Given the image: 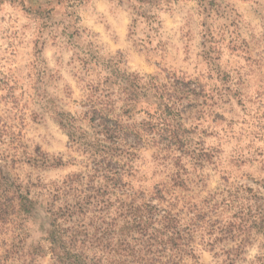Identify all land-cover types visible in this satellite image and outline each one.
I'll use <instances>...</instances> for the list:
<instances>
[{"label":"rangeland","instance_id":"1","mask_svg":"<svg viewBox=\"0 0 264 264\" xmlns=\"http://www.w3.org/2000/svg\"><path fill=\"white\" fill-rule=\"evenodd\" d=\"M88 2L0 0V38L5 34L19 36L20 30L35 25L41 36L49 33L45 43L51 41L55 46L59 42L66 51L74 50L69 64L75 70L74 93L71 86H61V77L47 67L25 73L22 79L31 81L26 87L5 63L9 59L5 53L14 47L12 41L7 48L0 45V248L11 245L14 252L30 256L32 264L49 253L54 264H72L76 255L88 264H130L133 253L141 254L148 264H167L172 256L163 245L168 230L160 221L168 212L176 217L174 225L180 231L178 252L199 240L217 264H238L244 246L264 236V178L246 172V181L239 183L228 169L217 174L213 168L205 174V167L215 165V151H205L204 138L214 133L199 124L187 126L204 120L210 103L213 108L224 107L235 100L240 112L248 115L242 89L233 92L230 83L252 60L246 55L248 42L229 40L225 57L216 48L222 41L213 34L217 26L212 11L218 17L226 15L225 0H197L208 15L199 25L200 58L210 63L215 59L226 61L222 68L216 65L215 69L219 73L215 79L227 85L217 93L222 104L211 95L215 91L209 84L212 75L205 80L182 69L162 68L163 79L159 73H148L147 82L142 83L144 76L139 70L158 69L159 62L141 61L139 57L128 62L126 53L119 50L103 57L100 48L91 43L82 45L88 29L81 25L83 18L75 9ZM118 3L133 7L148 26L141 40L135 42L138 50L155 52L150 46L154 44L153 32L158 30L151 28L155 17L149 12L160 0H140L146 6L144 10L135 9L131 0ZM231 27L239 28L236 20L231 21ZM32 45L39 53L40 38ZM10 55L15 57L17 52ZM237 83L244 85V77ZM225 95L231 99H225ZM262 96L264 92L257 93V99ZM6 104L12 106L7 113ZM235 111L229 107L225 108L228 115L209 113L212 125L247 123L236 119L239 113L229 120ZM141 112L146 116L141 117ZM101 120L111 130L117 123L122 131L105 135ZM61 122L68 126L63 127ZM41 128L45 133L37 140L31 133L38 134ZM67 148L85 158L80 160L83 170H73L75 165L64 163L68 154L59 150ZM145 148L156 149L154 161H167L170 169L168 175L154 172L155 182L142 185L131 161ZM257 156H264V152L257 150L251 158H234L233 163L237 167L254 164ZM75 162L76 157L70 156L68 163ZM193 169L201 174H190ZM259 170L264 172V163ZM45 173L62 182L49 180L45 184ZM130 206L147 210V225L141 226V231L133 224ZM29 221L40 224L36 237L28 229ZM74 235L79 248L69 243Z\"/></svg>","mask_w":264,"mask_h":264},{"label":"clouds","instance_id":"2","mask_svg":"<svg viewBox=\"0 0 264 264\" xmlns=\"http://www.w3.org/2000/svg\"><path fill=\"white\" fill-rule=\"evenodd\" d=\"M131 4L135 6V9L144 10L146 8L140 3V0H131ZM63 7L66 8L67 5ZM59 11L63 12V9ZM75 11L83 18L81 25L88 29V32L85 33L86 39L80 42L82 45L93 44L101 49L100 55L103 57L115 54L119 50L126 53L128 62L136 57H139L141 61L150 59L154 64L159 62L161 67L158 69L141 68L139 70L144 76L142 83L147 82L148 76L145 74L148 73H159L163 79L162 68H169L177 72L182 69L192 76H201L205 80L208 75H212L214 79L209 84L210 87L215 88V91L211 95L215 96L221 104L223 103L217 93L223 92L227 85H220L219 81L215 79L219 74L215 69L216 65L222 68L226 61L225 59H215L214 63H210L208 60L204 61L200 58L199 54L203 52V49L199 47L202 33L199 25L208 15L204 12V8L197 3V0H160L158 6L150 9L149 14L155 17L151 21V28L158 30L153 32L154 44L150 46V49L156 51L152 53L141 52L136 46L135 42L141 40L149 29L144 17L139 16L133 7H122L118 0H89L84 6L77 7ZM223 11L226 12L224 16L218 17L216 11H212L211 15L217 26L213 34L222 41V43L216 44V48L220 49V52L224 53L226 57L225 49L229 40H246L249 45L246 55L252 57V60L240 69V74L234 75L230 82L233 92L237 88L242 89L244 93L242 99H244L248 115L240 112L235 100L224 107L213 108L210 103L205 111V119L190 122L187 126L199 124L201 128H208L210 132L214 133L212 137L204 138V149L209 152L215 151V165L205 167L204 173H209L215 168L216 173L220 174L228 169L232 173L233 180L244 183L247 179L244 175L246 172L252 173L257 178H264V172L259 170L264 163V156H257L254 164L244 163L237 167L233 163L234 158H251L257 155V150L264 152V127H261L264 126V107H261L264 104V96L257 99V93L264 92V0H225ZM134 20L136 21L135 26H133ZM233 20L239 24V28L235 27L234 30L231 27ZM16 31L17 29H13V32ZM19 33V36L5 34L3 38H0V45L4 48H7L8 41H12L14 45L5 53L9 57L5 63L14 70L16 78L28 87L31 81L22 79L24 74L36 70L38 67H47L61 77L58 82L61 86H71L74 93L73 73L75 70L69 64L74 50L66 51L59 42H56L55 46L51 41L45 43V38L49 33L44 32L41 36L35 25L28 26L20 30ZM37 37L41 40L39 53L36 50L33 51L32 45V41ZM156 44H159L160 47L156 48ZM12 51H16L17 56L12 57L10 55ZM237 67L239 68L240 65ZM5 70L7 71V69ZM241 76L245 80L242 86L237 83ZM6 93L7 89L4 90V94ZM224 98L231 99V96L225 95ZM73 99H76L75 94ZM11 107V104H6L4 106L5 113ZM229 107L236 110L235 113L229 115V120L239 113L236 119L238 121L246 120L247 123L238 122L231 127L227 123L219 126L212 125L209 113L224 112L225 115H228L225 108ZM140 115L141 117L146 116L143 112ZM48 131H53V129ZM42 133H45L43 128L40 129V133H31V135L36 136V139L39 140ZM4 139H8L7 135ZM48 139H52V136H48ZM60 139L63 141V137ZM4 147L8 148L9 145L5 144ZM59 152L68 154L66 155L67 160L64 162L67 166L75 165L73 170H83L80 160L85 159L84 157L78 156L76 152L68 148L60 149ZM154 153H156L154 148L141 149L138 157L131 161L136 178L142 185L155 182L154 172L156 175H168L170 165L167 161L161 164L158 158L154 161ZM70 156L76 157L75 163H68ZM193 173L201 174L195 169L190 172V174ZM49 180H55L57 184L62 182L61 178L51 177L45 173L44 183L48 184ZM28 229L36 237L40 224L29 221ZM9 235L12 233L10 232ZM208 253L206 246L197 240L185 251L170 252L169 254L174 255L179 264H217L212 255ZM100 254L102 255V253ZM0 264H32V258L14 252L9 245L0 248ZM36 264H54L53 255L49 253L43 257H37ZM238 264H264V236H259L244 246Z\"/></svg>","mask_w":264,"mask_h":264},{"label":"trees","instance_id":"3","mask_svg":"<svg viewBox=\"0 0 264 264\" xmlns=\"http://www.w3.org/2000/svg\"><path fill=\"white\" fill-rule=\"evenodd\" d=\"M69 117L72 118L71 116H69ZM92 118L94 119L95 116L92 117ZM61 125H63V127H67L68 126L66 123L64 124L62 122H61ZM100 125L102 127V132L105 135L111 136L114 133L115 134H119L122 131V130H119V128H118L119 125L117 123H115L114 126H112L113 127L112 130H111V128L107 127L105 125V123H103L102 120H101V124ZM116 129H118V130L116 131ZM79 199H81V198H79ZM130 211H131V219L133 221V224H136L135 227L138 228L141 231L142 229H144L143 227H145L147 225L146 215H145L147 213V210L143 211V209H141L140 207L130 206ZM162 220L163 221H160L161 223H163L162 226L164 228L166 227V229L168 230L167 240L164 241L163 245L166 248V250L171 251L172 253H177L180 250V248H181V244L178 243V240H180V238H179L180 231L177 229V226L174 225L175 223H177L176 217L172 216V214H170L168 212H165L162 215ZM141 226H143V227H141ZM62 239L63 238H60V242L63 241ZM77 239H78L77 235H74L72 238H69V243L72 242L71 244L73 245V248H79L76 245L78 243ZM53 244H54V242H53ZM51 252H53L54 255H56V253H57L55 248H51ZM80 256L76 255V259L77 260L75 259L72 262V264H88L87 262H84V261L80 260ZM177 261L178 260L175 258V256L172 255L169 258V262H167V264H176ZM130 264H148V260H146L145 257H142L141 254L133 253L132 254V261L130 262Z\"/></svg>","mask_w":264,"mask_h":264}]
</instances>
